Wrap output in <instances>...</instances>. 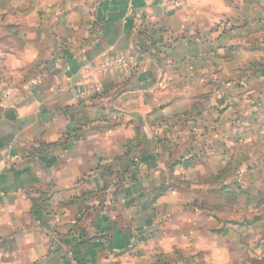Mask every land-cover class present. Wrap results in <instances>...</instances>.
Wrapping results in <instances>:
<instances>
[{
	"label": "crops",
	"instance_id": "0c3cea01",
	"mask_svg": "<svg viewBox=\"0 0 264 264\" xmlns=\"http://www.w3.org/2000/svg\"><path fill=\"white\" fill-rule=\"evenodd\" d=\"M162 1L67 0V42L0 81V264H181L231 238L202 194L219 188L217 131L248 88L206 69L232 68L216 56L264 28V0ZM117 54L132 63L101 68ZM207 97L228 102L221 118ZM227 183L264 202V162Z\"/></svg>",
	"mask_w": 264,
	"mask_h": 264
},
{
	"label": "rangeland",
	"instance_id": "374dc122",
	"mask_svg": "<svg viewBox=\"0 0 264 264\" xmlns=\"http://www.w3.org/2000/svg\"><path fill=\"white\" fill-rule=\"evenodd\" d=\"M66 1L0 0V81L34 74L50 57L58 39L60 44L67 42L72 26L67 22L63 24L64 18H56L58 13L66 11ZM247 31L249 29L244 27L239 32ZM238 43L242 46L216 56L232 63V68L220 65L206 69V74L218 76L222 83L230 78L231 85L248 88L236 103L230 104L233 109L230 133L229 129L221 127L217 131V147L221 157L226 158L220 165L221 170L210 177L208 183L219 185V188L202 194L204 207L217 210L220 232L216 229V220L208 215L206 228L231 238L206 242L204 259L196 258V249L178 250L177 254L183 256L181 264H264V202H255L239 185L233 188L227 183L233 174L240 175L244 169L251 170L264 162V95H259L253 86L249 87L252 80H264L257 77L264 65V28L247 36L238 34ZM261 44L262 49H254ZM213 101L221 111L220 117L222 109L229 104L214 100V97L206 98V103ZM205 234L207 240L209 232Z\"/></svg>",
	"mask_w": 264,
	"mask_h": 264
},
{
	"label": "built area",
	"instance_id": "2783aa9c",
	"mask_svg": "<svg viewBox=\"0 0 264 264\" xmlns=\"http://www.w3.org/2000/svg\"><path fill=\"white\" fill-rule=\"evenodd\" d=\"M180 0H164L162 5L166 7H171L173 5H178ZM133 61V57L127 54H117L111 57L104 59L100 66L103 69H116L124 70L126 69ZM84 95V92L82 93Z\"/></svg>",
	"mask_w": 264,
	"mask_h": 264
}]
</instances>
